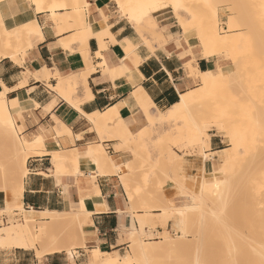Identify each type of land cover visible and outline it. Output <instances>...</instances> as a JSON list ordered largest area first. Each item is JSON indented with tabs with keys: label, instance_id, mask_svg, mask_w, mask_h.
<instances>
[{
	"label": "crops",
	"instance_id": "0c3cea01",
	"mask_svg": "<svg viewBox=\"0 0 264 264\" xmlns=\"http://www.w3.org/2000/svg\"><path fill=\"white\" fill-rule=\"evenodd\" d=\"M87 2L89 4L88 22L98 23L104 17H108L107 24L114 41L109 37L89 36L86 42H78L76 29L61 32L59 24L51 20V16L55 14L50 11L38 13L36 17L43 30V40L33 49H28L21 55L14 56L13 59L7 57L0 60V84L8 89L9 101L24 94L29 101L37 104L36 108L33 106L13 115L15 130L19 136L29 139L38 135L42 136L45 149L49 152L66 151L72 148L84 149L89 145L102 144L117 165L124 169L122 173H127V164L132 161L131 154L123 150L117 151L115 148L120 143L116 140L101 141L100 135L87 116L117 107L131 132L137 134L146 128L148 121L135 101L136 91L141 88L157 109L168 110L179 102L181 94L196 87L195 80L189 75L188 67L192 61V55H196L194 52L190 55L189 46L184 41L181 44L176 42L181 33L175 31L176 26L168 11H161L154 15L159 28L163 30L168 40L162 46L161 43L149 41L150 38L147 42L131 22L120 17L116 12L110 11L108 0H87ZM34 9V5L29 3L26 5L9 2L4 14L5 26L8 29L20 26L24 17ZM59 12L63 14L64 10ZM221 21L226 30L227 18L221 17ZM72 37L74 38L71 39ZM127 39L136 47L135 55H126L121 46V43ZM68 43H70L69 47L66 46ZM86 51L90 55L93 69L86 81L90 95L82 86L78 95L80 102L77 106H73L53 92L50 86L57 85L58 76L68 77L87 73L89 67L82 55V52ZM200 52L197 51L196 63L201 71L218 67L227 70L234 67L233 62L224 59L222 55L217 54L212 60H207L201 58ZM122 65L132 72L139 73L141 82L138 85H133L126 77L113 79L111 74L104 72L105 67L115 70ZM46 70L50 72L48 80ZM60 124H64L71 130L72 139L68 136L57 137L55 128ZM223 147V139L217 134L211 135V152L220 153L226 149ZM211 161L206 162L195 156L185 157L183 158L184 174L189 178H201L204 172L214 171L216 166L221 164V160L218 163L216 158ZM27 168L29 174L24 178L22 199L25 209L32 207L39 211L49 210L60 213L77 210L82 197L96 196L95 189L98 186L105 204L104 208H99V211L93 213L91 218L93 225L84 226L85 244L88 248H101L110 253H121L129 248L133 225L135 224L137 228L134 215L143 212L133 210L135 203L128 198L120 178L122 173L98 175L95 171L82 168L79 170L81 176L79 173L58 176L55 175L49 155L31 156L27 161ZM93 177H96L94 182ZM6 190L0 181V213L9 201ZM164 192L173 201L187 200L188 202L183 205L191 201L188 193L178 197L177 188L170 183L166 185ZM0 221L5 224L8 222V217H2L0 214ZM169 227L170 222L167 228ZM163 229L159 226L157 232L161 234ZM148 230L149 227L145 228L146 232ZM81 257H85V254H81ZM0 264L82 263L75 257L67 258L62 253L44 256L39 260L33 250L0 247Z\"/></svg>",
	"mask_w": 264,
	"mask_h": 264
},
{
	"label": "bare ground",
	"instance_id": "6f19581e",
	"mask_svg": "<svg viewBox=\"0 0 264 264\" xmlns=\"http://www.w3.org/2000/svg\"><path fill=\"white\" fill-rule=\"evenodd\" d=\"M47 1L48 0H31L35 9L34 11H32V9L29 12V15L25 16L23 22L20 24L21 31L25 39V44L27 45L28 49H33L38 44V42L43 40V30L37 20L36 14L47 11H50L58 16L62 14V12H59L60 10L71 11V20L68 23L70 27H74L78 31L77 33L80 36V41H78L81 43L86 42L89 36H97L99 38L109 37L112 41H114L112 35L109 32V26L107 24L108 17H104V19L98 23L91 21L88 22L89 4L87 0H70V4H68L69 1L67 4L58 1L51 2L50 0L48 3ZM114 1L117 8L125 13L131 24L137 29V32L147 42L148 38H150L149 41L154 42L156 40L157 43L159 42L161 45L166 44L168 40L166 36L160 31L158 23L155 18L152 17L151 13L156 10L170 8L171 12L174 14V17L177 19V23L182 29L183 39L188 44H190V42L198 43L203 50L201 58L207 60H212L213 57L217 54H220L222 50V52L229 53L233 48L238 46L237 44H240L241 41H243L242 37L246 35V32L234 31L232 29L223 30L221 32L219 29L220 22L215 18L211 19V17H207L203 11L206 9V6H208L209 12L211 14L216 13L217 8L213 6V4L216 5L217 2L213 3V0ZM238 3L240 4L241 1ZM62 15H64V13ZM66 46L69 47L70 43H68ZM121 46L125 50L126 55H135L136 47H134V45L128 39L121 43ZM12 47L9 44V46L6 48H0V60L7 57L12 59L14 58L15 53L13 52ZM152 47L153 45L151 48ZM239 53L240 57L238 58L240 59V62L236 64L235 58H233L232 62L234 61V67L231 71L223 70L220 67L207 71H201L195 61V65L189 67V75L198 79L199 86L189 90L184 94H181L179 102L168 108L166 112L157 109L155 104L140 88L134 94V98L137 102V105L139 106V109L150 121V124L152 126L155 125V128L160 126L158 124H161L162 126L165 124V127H167L166 125L170 127L171 124H174L175 122L178 123L180 120L188 118L193 110L205 106V103H207V98H209L213 93L217 91H230L231 86L239 82L245 75V67L250 59L251 53L240 51ZM82 55L87 67H89L87 73L68 77L58 76L57 85L50 86L53 92L73 106H76L74 104L80 102L78 95L82 86L85 87L86 92L90 95L86 81L89 73L92 72L93 69L91 68L89 53L87 51L82 52ZM258 59H260V57ZM103 66H105V64H103ZM104 72L111 74L113 79L118 77H126L133 85H138L141 82V77L138 75L139 73L137 71H130L125 65H122L121 68L115 70H109L105 67ZM49 78L50 72L46 70V79L48 80ZM7 94L8 89L4 85L0 84V120L7 122L14 130L15 122L13 120V115L33 106L36 108L37 104H34L35 102L33 103L32 101H29L27 96L24 94H21L18 96V98L9 101ZM208 106L211 108L209 103ZM227 118L216 117L213 121V126L216 128L218 133L222 134V136L229 142L235 143V137L233 135L234 122ZM87 119L93 125L94 129L108 130L112 134H116L115 137L119 138L122 144L131 150L135 148V143H137V149H140L139 146H145V144L147 145L146 148L149 149L147 142L151 137L149 138L146 132L148 126L146 129L137 133V135H133L125 125L117 107H113L104 112H96L95 114L88 115ZM169 127L167 129H169ZM170 128L172 129V127ZM173 128H175V125ZM55 131L57 137L68 136L71 139L73 138L71 130L64 124H60L58 128H55ZM198 131L199 132L194 131L195 133H192V142L198 146H204L210 150L211 135L208 133V129L206 127H202ZM170 134L171 136L177 138H182L184 135L182 132H178V130H175L174 132L172 131ZM235 145L237 146L238 144L236 143ZM16 148L17 150L26 153L23 159L20 160L21 162H16L14 166V171L12 174L13 179H11L13 182L10 186L11 188L6 190L9 196V201L3 211H15L16 213L18 211L25 212V216L21 223L0 228V247H16L25 250H33L37 253V258L61 254L63 252L71 254L70 257H73L75 254L73 251V246L74 243H77V241L83 236L84 223L90 226L93 225L91 219L92 215L94 212L99 211V208H104L105 200L102 197L98 186L95 185L96 196L94 195V197L86 198L82 197L84 198L83 200L81 198L82 204H80V208H78L73 215L72 213H70L71 215H67V213L63 214L49 210L39 211L33 209L32 207H30L28 210H25L22 199L24 194V178H26L29 173L27 168L28 159L31 156L49 155L51 157L53 169L55 170V175L58 176H66L70 174L77 175L79 170L82 168V163L86 164L89 169L95 171L98 175L118 174L122 173L123 169L120 165H117L111 156L105 153L102 144L89 145L84 149L72 148L73 150L68 149L66 151L49 152L45 149L42 136L38 135L32 139L21 136L17 139ZM121 149V147H116L117 151H120ZM142 149L145 150L144 147ZM146 152H149V150H146ZM238 153V147H234L233 149L226 148L220 153L205 152L203 153V159L206 162L207 160L211 161L212 156L217 154L222 161L223 166L219 174H225L227 173L231 162H233L237 157ZM172 161L176 162V166L180 173L179 175H173L172 173L170 174L173 176L172 181L177 184L178 188L180 187L179 189L181 190V194L185 195L187 193L184 186L187 185L189 181L193 182L195 187L198 188L199 193H202L203 191L202 189V191H200V188L203 186L207 187V185H209V183L205 180V177L189 178L186 176L182 172L183 168L181 167L183 158L175 152H168V154L163 155L160 163L162 165H167V163ZM69 166H72V169ZM204 173L206 175L214 174L213 170ZM132 175L130 177V174L122 173L120 178L128 194L129 200L134 203V184L136 180L133 178L135 176L132 177ZM95 178L96 177L92 178L93 182L96 181ZM137 190H139V188H137ZM196 196L198 195L196 194ZM193 199V203L189 205L178 206L174 203H171L169 207L158 211V213L135 214L134 218L137 222V228L134 224V228L130 233V240L132 244L129 245V248L132 249L128 251V254L125 256H119L118 253L102 252L99 248L92 249L90 251V264H134L133 261L136 257L137 259L149 264V261L152 259L154 260L162 258L165 254H168L169 256V254L176 253L180 249L183 240L186 237L185 232L175 238L167 235L160 242H154L152 240L148 242L140 241L139 233L145 231V228L149 226H154L155 218H158V220H160L164 226H166L168 222L172 220L178 222L181 224L184 230L190 223L194 213L196 216L197 211L202 210L205 205H207L202 200V198ZM70 229H73L74 231H69L66 234L63 233L64 230L68 231ZM61 232L63 233L62 235H60ZM253 232L256 236L254 237L255 240L253 243V250H255L254 253H256V256H258L259 260H261L262 264H264V225L262 227L255 225V227H253ZM76 243L75 246H77ZM155 244H159V246H155ZM79 245V248L84 249L87 247L84 242H81ZM40 249H42V251H40ZM257 262L261 264L260 261L257 260ZM164 264L169 263L168 261L164 260Z\"/></svg>",
	"mask_w": 264,
	"mask_h": 264
},
{
	"label": "rangeland",
	"instance_id": "374dc122",
	"mask_svg": "<svg viewBox=\"0 0 264 264\" xmlns=\"http://www.w3.org/2000/svg\"><path fill=\"white\" fill-rule=\"evenodd\" d=\"M50 1H58L65 4L69 1L68 4L71 3L70 0ZM108 1L110 2V11L116 12L120 17L130 22L125 13L117 8L114 0ZM240 1L241 5L238 3ZM240 1L213 0V3L217 2L216 5L218 4L217 6L213 4L217 8L216 13L211 14L208 6L203 10L207 17H211V19L215 18L220 22L219 29L221 32L224 30L221 17L227 18L226 30L232 29L234 31L246 32V35L242 37L243 41L237 44L238 46L236 48H233L229 53L222 52V50L218 54L222 55L224 59L231 61L235 58V62L238 64L240 62L238 58L240 57L239 51L251 53L250 59L245 67V75L239 82L231 86L230 91H217L213 93L207 98L205 106L193 110L188 118L171 124L170 127L172 129L168 125L165 127V124L163 126L158 124L160 126L155 128V125L152 126L147 119L149 121L147 124L149 129L147 126V129H144H146L149 138L151 137L150 139L148 138L149 140L147 142L149 149L146 148V144L145 146L143 145L145 150L142 149V146H139L140 149H137V143H135V148L131 150L125 147L119 138L115 137L116 134H112L108 130L95 129L100 135L101 141L116 140L120 143L116 147H121V150L130 153L132 156V161L128 163L126 172L130 174V177L133 174L132 177L135 176L133 178L136 180L134 184L135 207L133 210L142 211L143 213L157 211L158 213V211L169 207L171 203L184 206L183 204L188 202L187 200H180L179 202L173 201L165 194L164 188L170 183L177 188L178 197H180L179 195H183L179 189L180 187L178 188L177 184L172 181L173 176L170 174L179 175L180 171H178L176 162L172 161L167 163V165H162L160 163L162 156L168 154V152H175L182 158L195 156L203 159V153H210L211 150H208L204 146L194 144L191 140L192 133H195L194 131L199 132V129L206 127L210 135L217 134L222 138V134H219L213 126L215 118L228 117L234 122L233 135L235 137V143L229 142L224 137L222 138L224 141V149L238 147L239 150L237 157L231 162L227 173L219 174L223 168L221 161V164L216 166V169L213 171L214 174L206 175L204 173L203 177H205L209 185L200 188V191L203 190L202 193L200 192L201 194L192 181H189L184 186L187 193L191 196L189 204L193 203V198H202L207 204L202 210L197 211V218L194 213L190 223L184 230L180 223L173 220L169 221L170 227L168 229L169 222L164 226L158 218H155V224L154 226H149L148 232L142 231V233H139L140 241L145 242L150 240L160 242L167 235L175 238L178 235H182L183 232H185V236L187 237H185L180 249L176 253L169 254V256L165 254L166 256L164 255L162 258L152 259L149 261V264H164V260L168 261L169 264H260L257 260L261 262L258 256H256V253H254L255 250H253L254 237H256L253 232V227L255 225L261 227L264 225V0ZM9 2L10 4L19 2V4L24 3L26 5L27 3L33 5V3L31 0H0V48H6L10 44L11 47L13 46L15 56H18L26 52L28 48L21 31V25L14 29H8L5 26L4 14ZM47 2L49 3V0ZM161 11L170 12L172 22L176 26L175 31L181 33V36L176 39V42L181 44L184 41L189 46L190 55L193 52L196 55H192V61L188 67L193 66L197 60V51H201V56L203 52L202 48L196 42H190L188 44L183 39L182 29L170 8L153 11L151 13L152 17L155 18L154 15ZM70 12L69 10H64V15L51 16L53 23L54 20L57 24L62 21L59 24L61 32L75 29L74 27H70L68 23L72 16ZM160 31L163 33V30L160 29ZM76 37L78 38L76 41H80L78 33ZM154 42L157 41L155 40ZM259 57L260 59H258ZM231 70L233 68L227 69L226 71ZM192 77L195 80L196 87H198V79L194 76ZM208 103L211 108L208 106ZM77 104L78 102L74 105L77 106ZM174 125L175 128H173ZM168 127L171 131L167 129ZM127 128L129 129L128 126ZM166 130L170 133L178 130V132L180 131L184 135L182 138L173 137ZM129 131L133 135H137L131 132L130 129ZM20 137L16 133V130H13L7 122L0 120V181L7 190L11 188L10 186L13 182L11 179H13L12 174L16 162H21L20 160L23 159L26 153L16 148L17 139ZM236 143L238 144L237 146L235 145ZM146 150H149V152H146ZM105 153L109 155L106 151ZM215 158L219 163L220 158L217 154L212 156V160ZM69 167L72 169V166ZM81 167L85 170H91L84 163L81 164ZM181 167L184 169V162H182ZM183 169L182 172L184 173ZM196 194L201 196L198 197ZM75 211L70 210L63 214L67 213L68 215L72 213L73 215ZM0 214L2 217H8L7 223L4 224L3 221H0V228L21 223L25 216V212L19 211L16 213L15 211L4 212L2 210ZM84 226H86L85 223ZM159 226L164 228L161 234L157 232V227ZM69 231L72 232L74 230H64L63 233L66 234ZM63 233L61 232L60 235ZM81 242L85 243L84 236L77 243L75 242L78 247L74 243L73 251L75 254L73 257L75 259L79 258L78 260L82 264H90V251L97 248L86 247L80 249L79 244ZM159 244H155V246H159ZM128 245H130V242ZM4 248L11 249V247ZM99 249L102 252H108L107 250ZM130 249L132 248H127L123 252L118 253L120 256H125ZM62 254L67 258L71 255L65 252ZM81 254H85V257H80ZM41 259L39 258V260ZM133 262L134 264H147L137 259V257Z\"/></svg>",
	"mask_w": 264,
	"mask_h": 264
},
{
	"label": "built area",
	"instance_id": "2783aa9c",
	"mask_svg": "<svg viewBox=\"0 0 264 264\" xmlns=\"http://www.w3.org/2000/svg\"><path fill=\"white\" fill-rule=\"evenodd\" d=\"M80 257H81V255H80ZM77 259H79V258H77Z\"/></svg>",
	"mask_w": 264,
	"mask_h": 264
}]
</instances>
